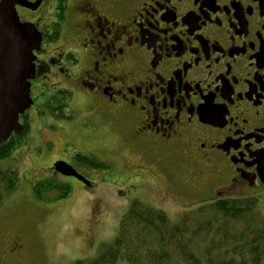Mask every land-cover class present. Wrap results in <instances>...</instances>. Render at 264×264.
Masks as SVG:
<instances>
[{
    "label": "flooded vegetation",
    "instance_id": "af4514ba",
    "mask_svg": "<svg viewBox=\"0 0 264 264\" xmlns=\"http://www.w3.org/2000/svg\"><path fill=\"white\" fill-rule=\"evenodd\" d=\"M18 18L37 31L12 28L35 71L22 130L9 138L33 143L43 126L42 143L63 144L68 157L48 166L58 183L92 192L91 176L112 169L106 157L55 140L89 139L100 129L71 120L98 118L105 128L115 121L140 159L178 160L185 171L174 179L185 188L264 205V0H42ZM131 169L145 173L141 162Z\"/></svg>",
    "mask_w": 264,
    "mask_h": 264
},
{
    "label": "rangeland",
    "instance_id": "374dc122",
    "mask_svg": "<svg viewBox=\"0 0 264 264\" xmlns=\"http://www.w3.org/2000/svg\"><path fill=\"white\" fill-rule=\"evenodd\" d=\"M16 11L23 19L25 9ZM73 107L87 115L80 101H75ZM71 124L80 129L98 127L100 130L85 140L77 132L55 136V140L73 142L76 149L91 150L106 157L112 169L91 176L96 182L92 192L74 185L66 198L38 200L33 195L34 184L49 178L59 182L54 174L50 176L48 166L55 158H67L69 154L61 152V143H56L55 150L51 143H42L45 128L36 129L34 124V142L23 137L12 154L0 160V169L13 171L18 180L17 189L7 195L0 206V264H77V261L91 259L103 244L114 238L133 201L161 210L175 224L184 213L217 200L211 193L196 188L189 190L174 179L185 171L178 160H162L159 153L146 156L155 158L158 161L155 165L145 158L140 159L139 154L131 150L132 144L121 140L118 135L121 130L115 121L105 128L98 118L87 121L77 116ZM140 162L145 173L139 176L131 167ZM126 170L138 176L127 179ZM257 214L264 217L263 204L257 207Z\"/></svg>",
    "mask_w": 264,
    "mask_h": 264
},
{
    "label": "trees",
    "instance_id": "16d2710c",
    "mask_svg": "<svg viewBox=\"0 0 264 264\" xmlns=\"http://www.w3.org/2000/svg\"><path fill=\"white\" fill-rule=\"evenodd\" d=\"M18 145L12 138L0 144V160ZM16 173L0 169V206L17 189ZM71 187L38 181V200H59ZM52 192H57L52 195ZM54 194V193H53ZM264 264V217L253 198L217 199L188 211L172 224L159 209L139 201L130 204L112 240L95 257L77 264Z\"/></svg>",
    "mask_w": 264,
    "mask_h": 264
},
{
    "label": "water",
    "instance_id": "95a60500",
    "mask_svg": "<svg viewBox=\"0 0 264 264\" xmlns=\"http://www.w3.org/2000/svg\"><path fill=\"white\" fill-rule=\"evenodd\" d=\"M41 1L0 0V144L6 142L12 132H21L18 116L32 104L29 93L35 58L31 51H24L15 41L12 28L28 34L37 31L30 24L19 21L16 7L32 10ZM259 158V173L264 181V152Z\"/></svg>",
    "mask_w": 264,
    "mask_h": 264
}]
</instances>
